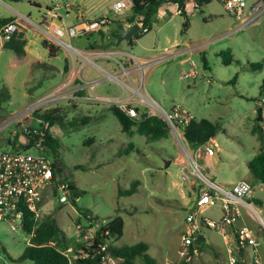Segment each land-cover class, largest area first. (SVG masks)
<instances>
[{"label":"rangeland","instance_id":"374dc122","mask_svg":"<svg viewBox=\"0 0 264 264\" xmlns=\"http://www.w3.org/2000/svg\"><path fill=\"white\" fill-rule=\"evenodd\" d=\"M72 1L76 4L73 9L79 6L86 10L88 7L86 3L89 0ZM115 1L100 0L102 7L108 9ZM247 1L249 7L263 1V8L242 26L217 0L197 5L187 16L178 14L177 6L166 1L161 5L164 11L155 16L151 30L139 38L138 45L131 50L123 42L106 51L122 48L146 57L172 54L166 60L146 66L144 70L138 69L130 76L131 80L128 81L126 76H122L121 80L128 81L131 87H140L144 95L153 97L168 111L180 105L191 118H208L220 125V130L210 140L215 155H204L200 164L213 180L224 187H230L240 178L251 182L255 211L241 208L239 224H246L255 230L256 239L261 244L258 249L264 251V226L259 220V215L264 217V183L252 177L247 165L261 147L254 130L259 106L264 117V104L260 103L264 97V0ZM38 3L41 8L37 7ZM48 4V0L0 1V17H8L11 11L16 10L34 11L31 17L38 22L40 14L36 11H45ZM129 14L130 10L113 14L116 19H110L125 21ZM186 20L189 24L183 31ZM77 39H73L72 43L80 48L81 43ZM92 39L98 37L94 35ZM85 41L86 38H82V42ZM184 46L189 48L187 52L173 55ZM222 51L233 56L230 64L224 63L220 54ZM67 56L68 50L60 47L57 56L49 60L55 66L65 67ZM125 57L112 54L110 58L114 63L113 60ZM96 58L95 67L100 69V65L104 67L103 71L91 64L83 67L86 61L80 58V63L78 61L71 73H63V78L55 66L33 64L31 69L34 72H29L27 65H14V52L0 47V92L6 90L11 94L7 100L0 97V148L9 147L6 141L14 138L13 130L18 124L25 129L30 125L39 127L43 121L36 119L35 109L58 108L66 121L73 117L92 116L93 121L85 125L81 123L78 128L58 125L56 136L60 142L58 163L67 179L84 193L76 205L70 200L61 203L59 196L48 195L43 215L55 214L68 236L69 248L65 252L72 259L82 252L79 241H83V235L78 231L76 222L82 218L84 210L89 209L92 215L102 220L117 215L124 218V234L116 241L118 245L146 241L150 245L149 253L160 264H179L185 258L180 250L188 227L186 217L197 209V186L183 182L180 169L194 148L171 128L168 137L153 143H148L138 133L131 136L122 131L118 118L109 110L115 104L80 99L79 96L85 93L95 94L96 89L111 95L115 88L121 87L114 79H107L100 86L90 85L91 80L104 77L106 69L114 72L108 64L102 63L101 57H98L101 63ZM192 62L198 77L185 78L184 74L194 69ZM257 62H261L262 67L252 68L251 64ZM83 72L90 83L87 86L82 85L86 79H76ZM61 82L64 83L59 86ZM124 90L126 96L130 95V90ZM139 97L143 98L138 95L134 99L139 100ZM40 101L38 107H32ZM139 105V115L134 118H142L144 113L153 115L148 106ZM131 142L134 149L119 156L120 150L127 148ZM28 152L54 158L52 152L46 149L31 147ZM168 160L169 166L166 165ZM136 179L141 181L137 193L129 196L119 194L120 188H129ZM257 200L261 203L258 204ZM203 211L204 215L214 219L222 214L217 206L204 208ZM86 231L92 234L93 229ZM203 232L206 240L216 246H207L202 252L194 246L196 251L189 257L191 264H228V250L222 235L211 229H204ZM30 239L31 236L20 225L17 231H13L10 222L0 221V264H32L31 260L20 258ZM138 262L144 264L140 259Z\"/></svg>","mask_w":264,"mask_h":264},{"label":"built area","instance_id":"2783aa9c","mask_svg":"<svg viewBox=\"0 0 264 264\" xmlns=\"http://www.w3.org/2000/svg\"><path fill=\"white\" fill-rule=\"evenodd\" d=\"M0 1L5 2V0ZM217 1L224 6L226 12L230 16L235 20L240 21V26L251 21L263 8V1H259L251 7H249L247 0ZM72 6L73 4L70 0H64L63 5L55 4L52 6V9L48 11L39 22L33 21L29 16H27L25 20L42 30L46 36L52 40L54 45L66 48V50H68L73 56H76L79 59H84L86 64H91L93 67H95L94 59L96 57H111L112 54H117L116 51L103 50L85 52L74 46L72 43L73 39L104 29L106 25L110 23V17L100 16L97 18L86 19L80 24L68 25L62 23L60 9L64 7L67 10H71ZM132 6V0H116L110 7L109 13L117 15L121 12L131 10ZM78 12L81 14L80 9H78ZM136 23L140 25V32L147 33L149 31V28L144 27L142 22ZM133 24H131V26ZM17 26L18 24L16 21L8 23L0 31V35L5 40L9 39L17 29ZM178 54H184V52H179ZM126 55L136 64V71H138V69L144 70L147 68L146 66L166 60L172 56V54L165 53L156 58L141 59L135 54L129 53ZM116 62L121 66L122 72L112 73L106 71L104 77L91 80V84L87 80L82 83V85L87 86V84H90L96 86L102 80H116L123 89L130 90L128 98L97 96L95 99L119 105V107L130 117H137L139 115V103L146 105L151 109L153 116L161 117L168 123L170 128L175 130L178 133V136L181 137L183 134L181 127L187 125L191 119L189 113L180 105H176L168 111L156 99L144 95L141 92L140 87H131L128 84L130 76L132 75L131 70L124 67L123 61L116 60ZM192 64L195 65L194 62H192ZM122 76L128 78V83L121 80ZM196 76V68L184 74L185 78H195ZM138 95H142L143 98L139 97V100H136ZM136 102H138L137 105H135ZM260 103L264 104V97ZM38 104H41V101L40 103L36 102L32 107L36 108L38 107ZM262 129L264 131V122ZM13 132L14 138H9L10 142L6 141V144L9 147L7 149L0 148V221L5 220L10 222L11 229L17 231L18 225L23 228L25 211L33 213L34 219L39 221L44 216L43 210L48 195L53 194L54 196H59V201L65 203L70 200L71 191L69 189V183L63 180L62 175L56 171V162H54L53 159L46 155H34L28 152L27 145L36 149H44L43 142L45 140L46 132L35 130V134L39 135L38 138H35L32 135L31 138H29L25 136V134H22V136L20 135V141L18 142H15L18 133L17 129L13 130ZM23 141H25V143H23ZM204 155H215L214 145L211 144L210 141L195 147L192 153L188 154V157L180 169L181 180L197 186V209L189 212L186 217L188 227L182 237V249L180 250V253L182 256L189 258L190 246L196 242L201 229L207 228L215 230L217 233L221 234L226 241L231 237L234 238V242L236 243L235 248H228V264H237L238 256L235 253L236 251L242 250L247 246H258L259 244L253 228L246 224H239L237 226V223L242 217L241 208L255 211V204L252 200L253 186L249 180L244 178L239 179L230 187H224L222 184L216 182L208 175L200 164V160ZM214 206L219 207L222 212L219 218L214 219L213 217L204 215V208ZM90 218L91 215H87L84 221L87 223L89 229H93V232L92 234H89L86 233V231L82 237L83 241L91 240L94 231L99 226V223L92 225L94 221L92 220L90 222L88 220ZM259 220L264 226V217L259 215ZM76 226L79 232L85 230L84 223L79 222ZM36 228L37 225H35L33 231L29 234L31 238L35 235ZM102 248L105 249V247ZM81 251V256H87V253L83 250ZM195 251L196 249H194V252ZM104 261L107 264H123L121 259H116L110 255L105 257Z\"/></svg>","mask_w":264,"mask_h":264},{"label":"trees","instance_id":"16d2710c","mask_svg":"<svg viewBox=\"0 0 264 264\" xmlns=\"http://www.w3.org/2000/svg\"><path fill=\"white\" fill-rule=\"evenodd\" d=\"M133 6L130 10V14L127 16L125 21H111L113 24L109 23L104 29L95 31V34L98 39L91 40V37L87 40L86 48H102L110 49L111 47H118L120 44L117 43L119 36L125 31L124 23H136L142 22L144 27H148L151 30L153 26V21L155 16L158 13L159 8L166 1H171L179 5L181 13L187 16V8L190 3L195 4L197 0H132ZM201 4L204 2H210L211 0H200ZM15 21L14 17H3L0 18V31L8 23ZM189 21L186 20L183 24V31L187 30ZM93 33V32H92ZM91 34V33H90ZM144 33L138 31L133 37H131L128 43L133 46L134 40L139 39L143 36ZM26 30L18 25L15 32L11 37L4 41L3 47L5 49L11 50L17 56L19 63L24 62L26 55ZM43 46L48 48L49 54L52 57L57 55L59 47L53 43L43 40ZM224 57V63L226 65L230 64L233 59L231 53L220 52ZM121 61L127 66L132 63L131 59L121 58ZM206 66L208 65L205 62ZM116 65L115 68L118 67ZM251 67L254 69H259L262 67L261 62L252 63ZM237 78V75L235 76ZM78 80L82 81L80 78ZM86 90H83L85 92ZM0 97L5 98L6 100L10 98V93L6 90L0 92ZM118 118L122 131L134 135L135 133L144 136L148 143H153L159 141L163 138L169 136L170 126L166 121H164L159 116H148V114H143L142 118H134L127 115L120 107L113 105L109 108ZM34 115L36 119L43 121L39 127L34 125L28 126V129L17 127V135L15 142L20 141V135L25 134V136L31 138V135L35 138H38L39 135L35 134V130L45 131V140L43 142L44 149L50 150L54 156L53 161L56 162L55 167L56 171L62 175L63 180L69 183V189L71 191L70 202L76 205L78 199L83 195L84 191L79 190L77 187L70 182L63 173V169L58 163V155L60 149V142L57 136L58 125L66 128L72 126L78 128L81 123L85 125L90 121H93L92 116H80L73 117L70 121L65 120V115L59 111L58 108L50 109H35ZM256 127L255 133L257 134L260 142V152L256 154L251 160L248 161V169L257 181L264 183V131L262 129V123L264 122L263 109L261 106L258 107L257 116H256ZM47 123V125H46ZM183 130L182 137L188 142L192 148L197 147L200 144L210 141L216 136L220 130V125L208 118L196 119L195 117L191 118L189 123L184 127H181ZM33 140V139H32ZM10 142V139H7ZM26 147L30 148V145ZM134 149V143H129L127 148H122L118 153L119 156L130 153ZM58 165V166H57ZM140 180L136 179L132 182L131 186L127 189H119V194L122 196H129L135 194L139 191ZM56 194V189H55ZM257 203H261L260 200H257ZM25 219L23 222V229L27 234H30L35 225V235L32 236L30 244L25 248L21 255V260H31L32 264H107L104 259L108 255L115 257L116 259H121L123 264H139L138 260L140 259L144 264H160L159 261L149 253L150 245L146 241H140L133 245H123L120 246L116 241L121 238L124 234L125 220L122 216L117 215L113 216L109 220H102L98 216L92 215L89 209H85L82 213V218H80L76 225L81 222L84 223L83 232L81 235H84L88 225L85 223L84 219L87 215H91V218L88 219L90 222L93 220L95 223H99V226L94 231L93 237L89 241H79V248L87 253V256H74V259L71 258L69 254L65 251L69 248L68 246V236L66 231L61 228L58 223V220L54 213H49L46 216H43L39 221L34 219V215L31 212L25 211ZM93 217V219H92ZM202 228L198 234L197 240L194 244L190 246L189 256L194 254V246L199 251H203L206 244V238L204 236V230ZM102 247H105L103 249ZM191 260L188 257L182 259L179 264H191ZM239 264V262L237 263Z\"/></svg>","mask_w":264,"mask_h":264},{"label":"crops","instance_id":"0c3cea01","mask_svg":"<svg viewBox=\"0 0 264 264\" xmlns=\"http://www.w3.org/2000/svg\"><path fill=\"white\" fill-rule=\"evenodd\" d=\"M70 1L73 4V6L76 5L75 2H73L72 0H70ZM48 2H49V4L46 6L45 11H36L37 13L40 14L39 21H40V19L46 13H48V11H50L52 9V6H54L55 4H60V5H63L64 4V0H48ZM86 5L88 6L86 10H82L79 6H77L76 9H73V6H72V9L71 10H67L64 7L62 9H60L61 14H62V16H61L62 23L68 24V25L80 24L83 20L97 18V17H100V16H109L111 19H116V17H113V14L112 13H109L110 8L108 9V8L102 7V3L100 2V0H89L86 3ZM175 5L177 6V13L180 14V15H182L181 10L179 8V5L178 4H175ZM37 7H40V4L39 3H38V6ZM194 7H197V2L195 4H192V3L189 4V6H188V8L186 10L187 11V14ZM161 8H162V6L159 8L158 13H159V11H164ZM78 9H80L81 14L78 12ZM11 12H12L11 15L8 16V17H11L12 16V17L15 18L16 23L18 25L22 26L26 30V37H27V44H26V47H25V49H26V55H25L24 62L19 63L18 60H17V56H16V59L13 61V64L14 65L17 64L18 66L27 65L29 67V72H34L33 68L31 69V65L33 66V64L34 65L40 64L41 67L44 64H47L49 66L50 65L51 66H55L49 60V59L52 58V56H50L48 48L44 47L43 44H42L43 40H47V41H49L51 43H52V41L48 37H46V34L42 30L38 29L34 24H31V23H29V22H27L25 20V18L27 16H29L32 19L31 15L33 14L34 11H17L16 10V11H11ZM0 13H1V11H0ZM1 15L2 14H0V16ZM111 19H110V21H111ZM124 26H125V30H127L129 27H131V24L125 22L124 23ZM94 34H95V32H93L91 34L79 36L77 40L79 41V43H81L80 44L81 47L80 48L77 47V48L80 49V50H82V51H86V52L96 51L98 49H101L102 50V48H94V49H92V48L91 49L86 48L88 38L91 37V40H92V37L94 36ZM82 38H86V41L85 42H82ZM139 40L140 39H135L134 40L135 43H134L133 46H131L128 43L127 40L126 41H122L120 44H122L123 42H126L127 45L131 47V50H132V48L135 45H138ZM4 41H5V39L0 35V47H3ZM188 49L189 48L187 46H184L182 48H178L173 55L176 54V56H178V55H180V54H178L179 52H184L185 53V52L188 51ZM114 50L117 52V54H120V55H126V54H129L130 53L128 50L122 49V48H118V49H114ZM103 51H106V49L103 50ZM58 52H57V54H58ZM131 54H135V53H131ZM136 56H138V55H136ZM127 57H125V58L127 59ZM138 57H140L141 59L156 58V57H146V56H138ZM96 59H98V58H96ZM100 59L103 60V62H102L101 60L98 59V61H100V63L102 62L104 64H108L111 68L114 69V72H122V68H121L120 65H118V67H117V68H119V70L118 71L116 70L115 67H116V65L118 63L115 60H113L114 61V63H113L112 62V59L110 57L104 58V56H102ZM118 60L121 61V59H118ZM78 61H79V58L76 59V56H73L68 51V56L66 57V60H65V67L55 66L56 67V70H57V73H60L61 76H63V78H64L63 73H66L68 71H69V73H71L73 67L75 68V65L78 64ZM95 61H97V60H95ZM79 63H80V61H79ZM87 66H91V65H88V64L83 65V67H85V68ZM99 67H100V69H97V68H95V69L101 71L104 68V67L101 68L100 65H99ZM124 67H127L128 69H130L131 70V74H134L136 72V65H135L134 62H132L129 66H125L124 65ZM193 67H194V69L196 68L195 65H193ZM63 68H64V70H63ZM34 69H35V67H34ZM105 71H108V70L106 69ZM196 71H197V69H196ZM84 72L82 73L83 75L80 77L81 80L83 78H84L83 80H85V79L87 80ZM108 72H111V71H108ZM186 73H188V72H186ZM197 77H198V71H197V76L195 78H197ZM90 78H93V77H90ZM76 79H78V78H76ZM63 81H64V79H63ZM105 81L106 80H102L100 83L97 84V86H100V84H103V82H105ZM63 83L64 82H61V84H59V86H61ZM98 95L99 96H101V95H103V96H110V97H116V98L122 97L124 99L129 97L128 95L126 96V92L124 91V89L122 87H119V86H118V88H115L114 89V92L111 95H105L104 93L100 92V89H99V91L96 89L95 94H89V93L86 94L85 93L84 96H79V97H80V99H83V100L88 99V101H89V99L90 100H97L95 98ZM116 106L119 107V105H116ZM203 158H204V156H203ZM239 222L237 223V226L239 225ZM205 229H207V228H205ZM223 240H224V244L226 245L227 250H228L229 247H234L235 248L236 243L234 242V238L233 237H231L228 241H226L224 238H223ZM258 243H259L258 246H247L246 248L235 252L237 254V256H238V262H239V264H264V251H262V250L259 251L258 247H260L261 244H260V242H258ZM206 244L208 246H214V247L216 246L214 243H212L211 241H207V240H206ZM228 260H229V251H228Z\"/></svg>","mask_w":264,"mask_h":264},{"label":"water","instance_id":"95a60500","mask_svg":"<svg viewBox=\"0 0 264 264\" xmlns=\"http://www.w3.org/2000/svg\"><path fill=\"white\" fill-rule=\"evenodd\" d=\"M201 3L200 0H197V5ZM140 29V25L138 23H134L131 27H129L127 30H125L118 38L117 43L120 44L122 41L129 40L133 35H135ZM25 143V141H23ZM166 165H170V161L168 160L166 162Z\"/></svg>","mask_w":264,"mask_h":264}]
</instances>
